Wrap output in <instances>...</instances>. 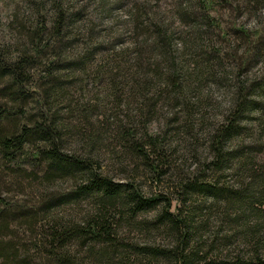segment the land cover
<instances>
[{
	"label": "trees",
	"instance_id": "16d2710c",
	"mask_svg": "<svg viewBox=\"0 0 264 264\" xmlns=\"http://www.w3.org/2000/svg\"><path fill=\"white\" fill-rule=\"evenodd\" d=\"M80 1L22 0L0 36L3 264H264V171L245 139L264 117L263 82L249 75L264 63V22H236L253 0H174L177 23L163 0ZM90 6L111 23L89 21ZM214 84L229 106L208 133ZM209 134L212 160L185 166L180 142ZM11 185L35 198L15 201ZM85 199L79 220L60 216Z\"/></svg>",
	"mask_w": 264,
	"mask_h": 264
},
{
	"label": "rangeland",
	"instance_id": "374dc122",
	"mask_svg": "<svg viewBox=\"0 0 264 264\" xmlns=\"http://www.w3.org/2000/svg\"><path fill=\"white\" fill-rule=\"evenodd\" d=\"M139 0H110V4L112 6V3H122L124 5H126L128 8L131 5H134L135 2H137ZM22 0H0V36H4V23H6L12 16L15 7H17L18 4L21 5V7L25 8L26 3L21 4ZM81 2V3H80ZM79 2V5L77 4L78 7L83 6L84 4L87 5L88 0H81ZM148 2L150 3V5H155V3H157V0H148ZM174 0H163L162 2V8H163V12L164 15H166V17L168 18V22H172V23H177L176 21V13H175V5H174ZM130 6H129V5ZM257 1L253 0V12L250 11H245V13L243 14L242 12H244V8L240 10V14L238 15V19L242 20V21H236L237 23H246L247 27L250 30H253L254 32L257 31V29L262 25L261 23L264 22V20L262 19V15L264 14V12L261 10L257 11ZM234 6H236V3L234 4ZM127 7H121L115 10V18L114 21H126L127 19V13H128V8ZM90 17L87 16V19L89 21H103V23H111L109 21H112L110 18H107V15H105L107 12L105 13H97L95 12V10L93 8H91L90 6ZM232 18H227L229 21H225V23H232L234 21H231L233 19H235L234 15L230 16ZM123 27L122 25L119 26V28ZM117 28V31L118 29ZM122 29L119 30L118 32H116L115 34L121 33ZM123 32V31H122ZM130 33L128 34H124L123 36V40L126 43V45H129L130 43ZM113 40V39H112ZM125 47V46H124ZM119 49V48H118ZM111 52V51H110ZM187 57L190 58V56L187 54ZM255 63V62H254ZM252 71L249 73L250 78H253L254 80H261L263 82V86H264V63H260V64H253L252 65ZM229 68V67H228ZM228 74L232 73L231 68L228 69L227 71ZM229 77V81L230 76ZM222 81L226 80L225 76H222ZM232 82V81H231ZM92 90H93V94L96 93V91H98L97 87L98 85L96 84H91L90 85ZM216 85L214 84L213 87H215ZM215 89L217 90L215 92V96L213 97V102L214 103H218L217 105L219 106H211L210 108H208V110L210 111V114L205 117L206 118V125L208 124H212L213 121H215L216 119H221L223 117V113H224V109H226V107H228L229 105H224L225 102V97L227 96V94L223 91H219L218 88L215 87ZM261 90V89H260ZM230 91V90H228ZM264 91V89L262 90ZM264 96V92L262 94ZM228 102V100H227ZM226 104V102H225ZM256 114L253 113V117ZM198 118L202 117L200 115L197 116ZM202 120L200 121V123L198 122V126L200 128L201 124H202ZM261 122H264V117H262L259 120H255L253 119V121L250 122V126H253V130L251 132H249L246 135V140L253 143V148L255 149V153L253 154V156H255V161L257 163V169L264 171V130L261 129L262 125ZM163 123L165 124L166 121L163 119ZM163 123H161V126L164 128L165 126L163 125ZM158 124L160 123H155L154 125L156 127H158ZM206 126V128H208L209 126ZM264 128V127H263ZM212 129V128H211ZM211 129H207V132L210 133L212 132ZM211 130V131H210ZM210 136V139H209ZM186 141L184 142H180V153L183 155H186L187 159V164H185V166H189L191 169H193L194 167H196L197 165H199V160L206 164L209 160H212V158L214 157L213 154V150H212V137L209 134L207 137H205L204 135H200L198 138H194L191 137L187 138L185 137ZM74 147V150L76 149V147H78L79 145L76 142L72 143ZM193 144V145H192ZM192 145V147H191ZM196 145V147H198L197 149L199 150V155L198 157H196V154L194 153V146ZM79 148V147H78ZM185 153V154H184ZM108 167H110L112 169V173L115 175L116 179H121L123 177H125V173L121 171V166L120 163L116 162V160H114V157L111 156L110 154H105V162H104ZM181 167H182V162H181ZM237 168L235 169H231L228 170L226 172L225 175H227L228 180L230 181L231 184H234L238 181L239 179V174L237 172ZM26 181V180H25ZM27 183H29L28 181H26ZM11 189L10 191H8V196L10 198H13L15 201L17 200V202L22 201L23 203H28L27 201H32L35 198L34 193L32 192V190L30 188L23 190L21 189L19 186L17 185H11ZM31 190V191H28ZM146 191L150 190V186H147L145 188ZM91 201L92 200H83L81 205L80 204H67L64 207H62L60 216H62V218L69 220H79L82 217V213L84 215L85 210L89 209L91 207ZM13 203H15L13 201ZM21 203V202H20ZM63 210V211H62ZM127 232H129L130 230L127 228ZM132 235L136 234V231L132 232ZM138 236H140V238L142 239L143 237L146 238V236H143L141 234H137ZM160 240V239H159ZM158 240V241H159ZM78 249V248H76ZM84 255V254H83ZM0 264H3V260L0 259ZM83 264H85L83 262Z\"/></svg>",
	"mask_w": 264,
	"mask_h": 264
}]
</instances>
